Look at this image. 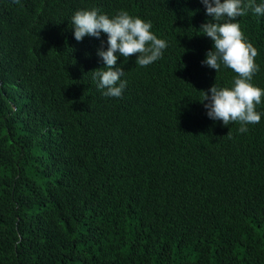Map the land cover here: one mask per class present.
<instances>
[{
    "label": "trees",
    "instance_id": "obj_1",
    "mask_svg": "<svg viewBox=\"0 0 264 264\" xmlns=\"http://www.w3.org/2000/svg\"><path fill=\"white\" fill-rule=\"evenodd\" d=\"M91 8L168 43L117 60L119 98L92 78L106 35L73 36ZM210 19L201 0H0V264H264V117H207L202 91L236 75L201 63ZM237 22L264 88V17Z\"/></svg>",
    "mask_w": 264,
    "mask_h": 264
},
{
    "label": "clouds",
    "instance_id": "obj_2",
    "mask_svg": "<svg viewBox=\"0 0 264 264\" xmlns=\"http://www.w3.org/2000/svg\"><path fill=\"white\" fill-rule=\"evenodd\" d=\"M201 3L211 19L203 23L199 31L212 41V48L201 63L216 72L222 67L229 68L236 75L231 87L214 83L206 92L202 91L199 101L209 119L221 121L225 126L238 122V131L246 133L248 125L258 124L264 117V113L257 110V106L264 103V88L252 83L253 76L259 71L255 62L258 52L246 39L237 21L249 11L264 17V0H251L248 5L244 0H201ZM71 25L76 41L85 36L100 39L102 34L106 35L107 47L102 46L96 52L103 62L99 69L103 70L92 72L97 89L106 97H121L127 86V80L122 79L125 71L117 64L119 58L127 61L135 54V63L146 67L159 60L168 47L167 41L151 30V21L124 10L114 15L98 8L77 10L71 16Z\"/></svg>",
    "mask_w": 264,
    "mask_h": 264
}]
</instances>
